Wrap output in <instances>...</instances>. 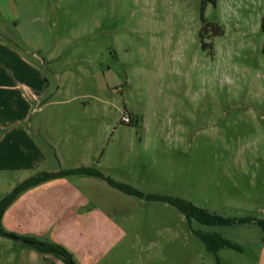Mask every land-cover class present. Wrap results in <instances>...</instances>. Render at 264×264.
<instances>
[{"label": "rangeland", "instance_id": "1", "mask_svg": "<svg viewBox=\"0 0 264 264\" xmlns=\"http://www.w3.org/2000/svg\"><path fill=\"white\" fill-rule=\"evenodd\" d=\"M0 43L3 71L50 80L22 127L41 153L49 148L37 130L51 110H38L45 100L87 105L88 116L98 107L96 128L82 135L90 166L144 196L253 219L205 226L129 195L130 241H89L99 252L76 264H264V0H0ZM126 114L138 122L122 123ZM39 158L31 150L24 170L0 176V200L59 162L46 157L34 169ZM195 232L239 250L213 254ZM22 249L0 236V264H29Z\"/></svg>", "mask_w": 264, "mask_h": 264}, {"label": "crops", "instance_id": "2", "mask_svg": "<svg viewBox=\"0 0 264 264\" xmlns=\"http://www.w3.org/2000/svg\"><path fill=\"white\" fill-rule=\"evenodd\" d=\"M2 58L7 59V50L5 47L4 51L0 43V62ZM51 74L53 79L61 82L60 74ZM42 76L34 70L26 72L25 68L23 72L8 73L0 65V176L10 170H24L26 157L29 160L31 150H36L40 156L39 162L36 160L33 165L34 169L41 168L40 164L46 157L60 162V165L59 162L55 165L49 163L43 169L45 173H57L63 170L61 168L92 167L89 142L82 135L89 128H96L97 120L94 119L98 117V107L93 108L96 115L88 116L87 105L72 109L68 100L60 104L59 101L47 99L49 101L45 100L38 110L43 111L48 107L51 110L39 123L40 128L37 130L47 140L48 150L41 153V147L38 150L35 142L26 140L22 128L25 116L32 111L29 110L31 104L45 97L50 88V80L42 79ZM10 81L13 83L10 84ZM93 99L99 101L96 96ZM63 114H67L66 120ZM48 126L56 128L54 135ZM36 157L38 155L33 153L32 158ZM109 178L126 184L114 177ZM128 196L100 178L58 177L20 194L4 211L0 222L7 234L59 245L73 258L82 260L84 257H94L99 252L89 251V241L101 240L110 242V245L121 240L130 241L131 233L125 227L126 224L130 226L126 211ZM10 220L15 225L10 224ZM27 249V252L22 249L20 253L28 256L29 264H64L52 255L40 253L28 246ZM86 252L87 257L84 256ZM24 262L22 260L20 263Z\"/></svg>", "mask_w": 264, "mask_h": 264}, {"label": "trees", "instance_id": "3", "mask_svg": "<svg viewBox=\"0 0 264 264\" xmlns=\"http://www.w3.org/2000/svg\"><path fill=\"white\" fill-rule=\"evenodd\" d=\"M131 119L132 123L136 124L138 122V119L136 117L131 116ZM65 176H88L103 179L110 186L125 194L144 198L146 200L161 201L167 203L174 207L176 210H178L189 222L195 220L205 226H227L236 223L243 224L253 221V219L251 218L239 220L224 218L220 215L210 213L206 209L198 207L180 198H171L166 196H144L129 185L113 181L95 167H79L75 169L61 170L57 173H39L24 180L23 182L18 184L9 194H7L4 198L0 200V217L2 216L3 212L15 201V199L26 190L36 185H39L47 180ZM258 223L264 230V223ZM195 235L206 245L207 249L213 254H215L219 249L223 247L239 250L238 246L220 238L218 235L204 234L201 232H195ZM0 236H7L21 241L28 247L40 253L49 254L56 257L64 264H76L73 260L72 255L66 249L59 245L48 242H40L26 237H14L10 234H7L2 229H0Z\"/></svg>", "mask_w": 264, "mask_h": 264}, {"label": "built area", "instance_id": "4", "mask_svg": "<svg viewBox=\"0 0 264 264\" xmlns=\"http://www.w3.org/2000/svg\"><path fill=\"white\" fill-rule=\"evenodd\" d=\"M121 122L124 123V124H131L132 123V119H131V117L128 114H126V115H124L122 117Z\"/></svg>", "mask_w": 264, "mask_h": 264}]
</instances>
